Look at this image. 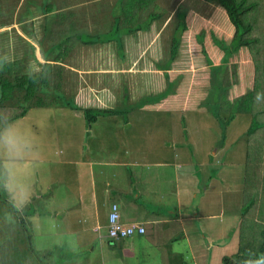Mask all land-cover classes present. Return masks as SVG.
Masks as SVG:
<instances>
[{"label":"crops","instance_id":"obj_1","mask_svg":"<svg viewBox=\"0 0 264 264\" xmlns=\"http://www.w3.org/2000/svg\"><path fill=\"white\" fill-rule=\"evenodd\" d=\"M187 3L189 5H186ZM209 3L215 7V4L208 0H0V59L14 60L12 65L0 72V105L22 100L26 111L29 105L34 104L32 96L38 90L39 85L33 84L26 76L22 78L20 76L24 72L25 64H30L33 61L37 67L43 66L42 69L39 68L34 72V75L48 74L49 65H52V74H58L60 66L63 74L65 71L68 72L63 77L66 82L71 77L81 83L83 78L79 73L89 72L88 70H92L95 75L97 73L100 80L95 78L93 80L95 85L86 82V84H82L81 89H77L73 86L75 84H71L69 85L72 86L71 88L65 85V90L72 89L69 94L73 101L82 107L109 110L95 113L91 119L83 116L79 110L82 117L88 119V122L83 124V129L84 127L86 129L85 134L89 137L91 134L95 135L97 144L84 145L83 147L69 146L60 154L57 152L61 146L58 149L50 145L43 146V162L61 161L71 167L70 181L72 184L68 190L75 196L65 197V199L62 196H50L48 207L44 205V215L55 218L58 226L64 227V225L73 223V227H75L76 220H80L82 226L86 227L85 219L89 218L90 228L105 227L106 230L107 213L110 204L115 203L118 217L122 222L139 223L143 226L142 232L126 235L129 239L134 234L140 236L148 229L152 230L162 222L168 228V236L173 230L169 240L177 239L179 236L184 239L189 258H192L195 264H203V258L205 264H229L228 261L223 262L221 258L228 256L231 252H227L228 254L223 252L232 250L234 242L237 243L240 239L239 236V239L237 237V240L234 241L232 218L221 212L217 223L210 222L211 224L205 226L208 230L206 232L214 234L216 237L214 240L205 241L204 245L203 237L198 234V229L193 225L194 220L203 214H199L198 208L183 211L181 210L182 204L179 202L182 198L187 207L189 206L187 205L188 201L197 200L201 210L202 199L221 197L218 190L222 185L219 188L209 185L207 181L200 191L198 188L196 189L194 171H190L186 167L188 162L183 158V155L181 156V149L176 146L164 148L160 140L154 145L151 143L153 139L149 138L151 136L147 130H141L140 135L138 131L135 133V129H130L128 126V118L122 116L125 114H121L118 108L114 107L121 100L128 102V105L134 104L131 100L136 102L138 101L136 98L139 96L132 99L133 96L127 97L126 93L120 94L118 90L128 89V87L131 89L132 86L121 87L120 80H115L117 74L126 72L131 75L137 73L136 71L144 73L151 70L152 72L160 71L161 77L163 74L166 75L174 54H171L170 41L178 18L177 12L182 10L181 14L185 18L187 14L185 10L190 6L188 9L193 11L196 17L202 19L200 10L203 7L204 9L209 7ZM218 10L221 9L217 6L216 13L219 15ZM172 11H174L175 22L169 32L167 25L170 24ZM211 21L201 24H209ZM183 25L181 30H186V23ZM181 30L177 32L180 33ZM196 32H191L192 39ZM209 42L211 41L209 40ZM158 52H163L164 56L159 61H153L154 58L146 60L152 64L151 66L139 65L136 66L138 70H135L137 68L130 65L133 59L136 61L138 57H149L150 55L155 57ZM99 60L106 62L105 65H90L91 63L100 65ZM11 70L17 76L14 81L9 78ZM83 77H85L84 74ZM53 79L55 77L51 76V79L45 82L46 86L48 83H52ZM125 79L128 83L129 77L124 78L123 81ZM147 79V83L152 85V77L149 76ZM60 81L61 79H57L55 83L58 84ZM26 82H28V89H31L32 95L17 91L28 90L25 85H21ZM57 84H53V86ZM107 84L110 86L109 88H106ZM167 85L165 83L164 86L151 94L156 93L157 95ZM93 89L97 92V96L90 91ZM77 90H81L84 99ZM16 94L18 96L15 99ZM158 94L160 95V93ZM162 95L163 93L160 96ZM48 97L54 96L48 94ZM82 99L84 102L86 101V104L79 103ZM88 100L91 102L89 103ZM158 103L161 102H145L143 105L151 106L152 104V106L160 107L162 104L157 105ZM116 115H119L120 118H116ZM97 116L101 118V126L106 122L107 126L105 125L104 131L93 132L91 129L92 122L97 119ZM180 118L183 120V115L179 114L178 119L180 120ZM102 136L105 137L102 138ZM164 149H170L171 153L168 157L163 155ZM150 154L153 157L148 161ZM167 165L170 167L168 168ZM51 168L53 169L50 171ZM51 168H42L37 173V175H43L46 170L49 173L48 177L45 176L46 178L40 177L41 186L46 189L42 195L50 189L48 184L53 183L52 177L61 180L60 167ZM197 168L198 172H201L202 175L205 174L199 166ZM157 179L161 180L159 185H157ZM170 180L173 183L172 186L168 184ZM220 183H223V180ZM225 189V191L228 190L226 186ZM168 195L175 198V205L168 206L163 203L166 199H162V196ZM225 196H228L226 192ZM252 199L249 205H252L253 211L248 217L245 214L244 218H251L256 222L264 216V196H256ZM253 201L255 204H252ZM155 202H161L165 206L157 207ZM37 204L39 203L37 202ZM249 205L245 207L246 210ZM103 208L104 211H101ZM155 208H158V211H155ZM34 211L28 215L41 217L38 210L37 213ZM90 215L91 217H89ZM68 217L69 219H67ZM147 225H151L150 228H147ZM258 225L259 227L256 224H250L246 231V233L253 234L255 242L260 228L264 227V221ZM243 227L239 229L243 231ZM32 237L33 233L28 236V241L26 240V247L29 248L28 254L20 255L23 261L30 258L32 261L37 260V256L40 255V252L39 255L33 253L36 251L33 250L35 244L32 242ZM19 240L16 238L15 241L18 243H13L9 248L4 245L9 256L3 257L6 259L2 261L0 255V264H21L22 261L17 256H19L20 250L24 249V242L22 244ZM106 241L111 245L117 239L111 240L106 236ZM10 242L8 241V244ZM14 246L19 248L18 252L13 249ZM176 247L179 246L174 247L171 244L170 248L166 250L161 247L160 253L165 255V259H163L165 264H170L171 257L178 255L179 248ZM15 253L16 256H14ZM179 255L181 256V252ZM179 259L181 260L180 257ZM209 259L211 260L209 261ZM99 260L100 264H103V260L101 258ZM107 261L109 262L110 259L108 258Z\"/></svg>","mask_w":264,"mask_h":264},{"label":"rangeland","instance_id":"obj_2","mask_svg":"<svg viewBox=\"0 0 264 264\" xmlns=\"http://www.w3.org/2000/svg\"><path fill=\"white\" fill-rule=\"evenodd\" d=\"M214 2L213 0L212 4ZM186 5H189V3ZM188 7L185 10L187 11L186 17H182L183 22L186 23V30H181L179 33L177 46L169 63L167 74H163L161 77L160 71L152 72L151 70L144 73L136 71L137 73L131 75L126 72L117 74V79L115 78V80H120L121 87L127 85L132 86L131 89L129 87L128 89L121 88V90H118L119 93H126L127 97L133 96L132 99L139 96L136 98L138 101L131 100L134 104L128 105V102L121 100L114 107L118 108L121 114H125L122 116L128 118V126L130 129H135V133L138 131L140 135L141 130H147L151 136L149 138L153 139L151 143L154 145L160 140L164 148L167 146L169 148L176 146L181 149V156L183 155V158L188 162L186 163V167L188 170L194 171V184L196 189L198 188L200 191L207 181L209 185H215L219 188L222 185L220 190H218L219 196L221 195V197L217 196L215 199H208L207 197L202 199L201 210L198 207L197 200L188 201L187 205L189 206L187 207L184 205L182 198L179 200L182 204L181 210L190 211L191 208H198L197 211L199 214H203L200 218L194 220L193 225L198 229V234L203 237L204 245L205 241L209 239L214 240L216 237L214 234L206 232L208 230L205 226L211 224L210 222L217 223L221 217V212L228 215L234 221L232 223L234 225V241L237 240V237L239 239L240 236L242 242L246 244L249 243L246 231L250 224H256L259 227L258 224L264 221V216L256 222H254V219L244 218L245 214L248 217L252 213L253 208L249 204L253 200L252 198L256 197H250L246 193L249 190V188L245 187L243 180L245 165L247 164L246 159L248 160L250 156L251 146L262 143L255 141V139L253 140L254 133L248 135L245 133L250 120L249 112L246 111V103L248 102L247 97L251 89L253 71L250 64L251 58L248 56L247 51L239 50L240 54L236 55L238 49L229 54V60L225 62L221 68L222 70L217 72L219 84H224L223 86L225 87L216 94L215 85L217 80H215V75L212 72L215 69V63L217 64L218 61L216 55L220 50L215 48L212 45L213 43L209 42V39L211 40L213 36L209 34L207 28L211 27L214 37H219L217 34H220V32L224 34L230 32V30L224 24L225 17H221V15L216 13L217 6L212 7L209 3V7L206 9L203 7L200 10L202 12V19L196 17V14L189 10ZM173 13L174 11L171 12L170 24L167 25V31L169 30V32L175 22V15ZM205 17L207 21H211L210 19L213 21L208 22L209 24H201L205 22ZM204 26L207 27L202 28L204 48L208 57L215 63L212 61L211 63L208 62V64L205 63L203 54L199 50V42L195 40V36V39H192L191 36V32H196L200 27ZM226 38L228 39L229 37ZM163 56V52H158L155 57L152 55L149 57L146 56L147 58L138 57L136 61L132 58L133 60H131L130 65L134 66V68H137L136 66L139 65L151 66L152 64L146 60L154 58L153 61H159ZM69 61L72 62L71 59ZM98 63L100 65H95L94 63L90 65L104 66L106 62L99 60ZM211 64H214V66ZM27 65L34 72L39 70V68H43V66L37 67L33 61L30 64L27 63ZM61 70L62 67L59 66L58 74H52L53 78L55 77L52 83H48L47 86L45 82L39 85L38 90L32 96V98L34 97V104L29 105L26 111L19 115L32 126L40 137L43 146L50 145L56 149L61 146L57 154H60L62 150H66L69 146L83 147L84 145L88 146L90 144L92 146L97 144L95 135L91 134V137H89L85 134L86 129L85 127L83 129V124L88 122V119L82 117L79 112L82 106L73 101V98L69 94L72 89L65 90V85L71 88L72 86L69 85L75 84L73 85L74 88L81 89L83 87L82 84H86V82L93 84L95 78L100 80L99 75L97 73L95 75L92 70H88L89 72L79 73L83 78L81 83L71 77L66 82L63 77L68 72L65 71L63 74ZM135 70H138V68ZM83 74L85 77H83ZM20 76L21 78L26 76L25 72H22ZM149 76L152 77V85L147 83ZM127 77H129L128 83L126 79L123 81ZM9 78L13 81L16 80L17 76L14 71H10ZM57 79H61L58 84L55 83ZM165 83L168 84L167 87L158 92L160 95L163 93L162 96L158 93L157 95L156 93L151 94V92L164 86ZM53 84L57 85L53 86ZM21 85H25L26 89H28V82L25 84L21 83ZM115 86L117 87L118 85ZM109 87L107 84L106 88ZM30 90L17 91L19 93L26 92L27 95L31 93L32 95ZM115 90L117 91V89ZM79 91L78 93L83 95L81 90ZM90 91L97 96V92L94 89ZM10 92L14 93L13 91ZM48 94L54 97H48ZM17 96L16 94L14 98L16 99ZM215 97L217 100L216 108L221 118L227 116L231 105L232 107L234 106L231 104L234 98H237L238 101L235 109L231 107V111H233L231 118L227 119L223 125L219 124V120L208 110L209 106L211 107L213 103H216ZM83 99L79 103H83ZM68 100L71 101L69 102ZM155 101H160L162 105L160 107L152 106V104L151 106L143 105L145 102L150 103ZM18 102L23 104L22 100H18ZM88 102L90 103L91 101L88 100ZM84 103L86 104V101ZM160 104L158 103L157 105ZM179 114L183 115V120L181 119L182 116L180 120L178 119ZM116 118H120V116L116 115ZM257 118L263 120L264 116L259 117L258 114ZM101 122V118L97 116V119L91 125L93 132L105 130L107 126L106 122L102 126ZM258 131L255 133H258ZM260 132L261 135H264V128ZM263 140L261 139V141ZM163 152V155L167 157L171 153L170 149H164ZM257 154L260 157V171L264 174V143L258 146ZM152 157L150 154L148 161ZM55 166L61 169V180L50 177L51 181H54L48 184L50 185V189L42 195L46 189L41 186L40 177H45L49 173L46 170L43 172V175H37L35 184L37 195L26 208L21 218L22 221L19 222L17 229L11 234V239L7 240L4 232L0 231V255L2 256V261L6 259L3 257L9 256L8 250L6 252L4 247L8 246L9 248L13 243H18L15 239L19 238L21 243L24 242V249H21L19 256H17L22 261L21 264H100L99 258L103 260V264H165L163 262L165 255L160 253L161 247H164L166 250L170 248L171 244L174 247L179 246L176 247L179 248V251H177L178 255L176 257L174 255L171 257L169 260L170 264H195L192 258H189V252L187 251V245L184 239L179 236L177 239L169 240L168 238L172 235L173 230L168 236V228L162 222L157 224L152 230L148 229L146 233L140 236L134 234L129 239L127 237L129 234L124 238H116L117 241L111 245L106 241L105 227L90 228V222L88 223L89 218L85 219L86 227L82 226L80 220H76L75 227H73V223L64 225V227L58 226L55 218L44 215V205L48 207V199L50 196H62L65 199V197L68 198L69 196L75 195L68 190L72 184L70 181L71 167L69 164H66V162L62 163L61 161H47L42 163L40 169H48ZM198 166L205 174L202 175L201 172H198ZM167 167L169 168L170 166L167 165ZM222 180L223 183H220ZM156 181L158 183L157 185L161 182L160 179ZM168 184L169 186L173 185L171 180L168 181ZM225 186L228 189L227 191H225ZM261 187L262 190L258 196H264V183L261 184ZM225 192L228 196H225ZM4 199L3 194H0V204L3 203ZM162 199H166L163 203L168 206L175 205L176 200L172 195L162 196ZM164 204L155 202V206L157 207H163L165 206ZM252 204H255V202L253 201ZM248 205L249 207L246 210L245 207ZM37 210L39 211V215L41 214V217L28 215L32 211L37 213ZM101 211H104V208ZM155 211H158V208H155ZM204 214L208 215L205 216ZM150 226L147 225V228H150ZM242 227L243 231L239 229ZM25 233L26 236H31L33 233L32 242L35 244L33 250L36 251L33 253L39 255L38 253L40 252L37 260L32 261L30 258L29 260L23 261L20 257V255L24 253L28 254L29 252V248L26 247ZM8 241H11L10 244H8ZM233 245L234 248L232 250L224 251L223 253L232 252L235 249L236 243L234 242ZM13 249H16V252H18L17 249L19 248H15L14 246ZM180 252L181 256L179 255ZM215 252L217 253V250ZM14 256H16V253ZM17 257L14 258L17 259ZM108 258L110 259L109 262L107 261ZM59 259L61 261L57 262ZM203 261V264H205L204 258Z\"/></svg>","mask_w":264,"mask_h":264},{"label":"trees","instance_id":"obj_3","mask_svg":"<svg viewBox=\"0 0 264 264\" xmlns=\"http://www.w3.org/2000/svg\"><path fill=\"white\" fill-rule=\"evenodd\" d=\"M209 1V0H208ZM213 1V0H211ZM215 6H218L221 10H218L219 15L224 16L225 18V26L230 30L228 33L217 34L219 37H214L213 32L210 28L200 27L199 30L195 34V40L200 44V52L203 54L205 59V63L208 62L215 63L208 57L206 54L204 39L202 37L203 29L207 28L209 34L213 37L211 38V42L213 45L220 50V52L216 55V59L218 58L217 64H211L215 67L212 72L215 75V80H217L215 89L216 94L222 90L225 86L224 84H219V79L217 77V72L221 71L225 62L229 60V54L235 52L237 49L236 55L240 54V51H247L248 56H250V64L253 69L252 78H251V89L248 95V102L246 111L249 112L250 120L245 130V133L253 134V140L264 143L263 137L260 131L264 128V119H258L259 117L264 116V0H214ZM247 1V2H245ZM180 12H177V20L174 30L172 31V37L170 41V49L171 54L174 53L178 37L179 30L183 28V15ZM180 17V18H179ZM227 22V24H226ZM197 36V37H196ZM226 37H229L228 39ZM203 40V42H202ZM207 40V39H206ZM208 41V40H207ZM228 41V42H227ZM216 54V53H215ZM210 83V82H209ZM216 100V97H215ZM69 102L71 100H68ZM237 98H234V101L231 102L233 104L234 109L237 105ZM72 104V103H70ZM217 100L216 103H213L211 107L209 106L208 110L210 113L219 120V124L223 125L227 119L231 118L233 111H231V107L227 116L225 118H221L217 111ZM232 107V108H233ZM2 108H10L15 110L18 115H21L25 111V105L16 101L15 103H10L6 105H0V109ZM80 112L83 116L89 117L91 119L94 117L95 113L107 112L108 109H93L87 107H80ZM259 130V131H258ZM258 133H255L257 132ZM261 139L263 141H261ZM258 142V143H259ZM258 145L255 144L251 146V153L246 159L247 164L245 165L244 170V185L247 190L248 196H258L261 193L262 187L261 184L264 183V174L260 171V157L257 154ZM244 220V218H243ZM242 220V221H243ZM264 228V227H263ZM260 228L257 241H253V234L247 233V239L249 243L244 244L241 238L238 243L235 245V249L228 256H222L221 260L223 262L228 261L229 264H264V229ZM250 234V235H249ZM116 238H111V240ZM26 240L28 241V235L26 236ZM59 259L57 262H60Z\"/></svg>","mask_w":264,"mask_h":264},{"label":"clouds","instance_id":"obj_4","mask_svg":"<svg viewBox=\"0 0 264 264\" xmlns=\"http://www.w3.org/2000/svg\"><path fill=\"white\" fill-rule=\"evenodd\" d=\"M14 60L0 59V72ZM26 77L36 85L51 79L52 65L44 76L34 75V70L25 64ZM43 145L32 126L10 108L0 109V231L6 239L17 229L26 208L37 195V173L43 163Z\"/></svg>","mask_w":264,"mask_h":264},{"label":"built area","instance_id":"obj_5","mask_svg":"<svg viewBox=\"0 0 264 264\" xmlns=\"http://www.w3.org/2000/svg\"><path fill=\"white\" fill-rule=\"evenodd\" d=\"M143 226L138 223H124L118 217L115 203L110 204L107 213L106 236L108 238H121L132 232H142Z\"/></svg>","mask_w":264,"mask_h":264}]
</instances>
